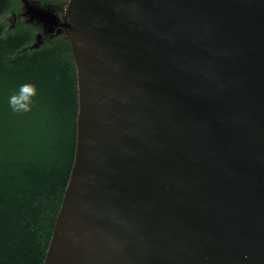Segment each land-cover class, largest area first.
<instances>
[{
  "label": "water",
  "instance_id": "95a60500",
  "mask_svg": "<svg viewBox=\"0 0 264 264\" xmlns=\"http://www.w3.org/2000/svg\"><path fill=\"white\" fill-rule=\"evenodd\" d=\"M21 1L78 84L44 264H264V0Z\"/></svg>",
  "mask_w": 264,
  "mask_h": 264
},
{
  "label": "trees",
  "instance_id": "16d2710c",
  "mask_svg": "<svg viewBox=\"0 0 264 264\" xmlns=\"http://www.w3.org/2000/svg\"><path fill=\"white\" fill-rule=\"evenodd\" d=\"M45 1L59 12L68 2ZM19 8L0 0V264H44L74 163L78 84L65 34L31 48L37 25L6 28L3 15ZM25 83L38 86L35 104L13 112L9 98Z\"/></svg>",
  "mask_w": 264,
  "mask_h": 264
},
{
  "label": "clouds",
  "instance_id": "9594fccd",
  "mask_svg": "<svg viewBox=\"0 0 264 264\" xmlns=\"http://www.w3.org/2000/svg\"><path fill=\"white\" fill-rule=\"evenodd\" d=\"M37 95L38 86L35 83H25L10 96L9 106L16 113L30 112L35 104Z\"/></svg>",
  "mask_w": 264,
  "mask_h": 264
},
{
  "label": "rangeland",
  "instance_id": "374dc122",
  "mask_svg": "<svg viewBox=\"0 0 264 264\" xmlns=\"http://www.w3.org/2000/svg\"><path fill=\"white\" fill-rule=\"evenodd\" d=\"M29 1L32 5H36V6L43 7V8L44 7H52V8H55V10H56V7L54 5L46 2L45 0H29ZM18 2L20 5V8H19V11H17V13H16V17H13V10H9L3 15L2 22L6 25V28H8L11 25V23L14 24L15 20H16V22H19V23L37 25L39 29H36V31L34 30V32H33L34 38L32 40H30V42L27 44V45L33 46V44L36 42V35L38 33L44 34V30H43L42 26L39 25L36 21L35 22L29 21L30 17L28 15H25L26 7L24 6V3L21 0H18ZM61 5H63V2H61ZM57 12L63 13V12H59V11H57ZM65 86H67V84H65Z\"/></svg>",
  "mask_w": 264,
  "mask_h": 264
}]
</instances>
